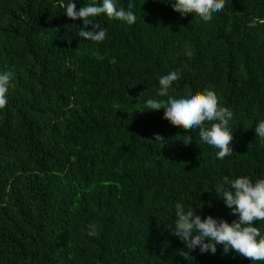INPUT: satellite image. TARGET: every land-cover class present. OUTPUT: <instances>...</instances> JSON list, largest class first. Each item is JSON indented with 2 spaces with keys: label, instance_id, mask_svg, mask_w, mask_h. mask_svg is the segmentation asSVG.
<instances>
[{
  "label": "trees",
  "instance_id": "16d2710c",
  "mask_svg": "<svg viewBox=\"0 0 264 264\" xmlns=\"http://www.w3.org/2000/svg\"><path fill=\"white\" fill-rule=\"evenodd\" d=\"M61 2L0 0V73L13 72L0 109V264H252L221 245L185 260L172 234L177 203L231 223L216 185L264 178V0H226L209 21L181 18L170 0H116L137 19L97 17L102 43L80 37ZM170 71L173 97L211 90L232 111L230 156L146 107L166 99L158 78Z\"/></svg>",
  "mask_w": 264,
  "mask_h": 264
},
{
  "label": "clouds",
  "instance_id": "9594fccd",
  "mask_svg": "<svg viewBox=\"0 0 264 264\" xmlns=\"http://www.w3.org/2000/svg\"><path fill=\"white\" fill-rule=\"evenodd\" d=\"M169 4L181 18L192 14L203 21L212 19L214 13L221 12L226 0H170ZM64 15L72 21L82 20L79 36L85 40L102 43L107 38V29L101 27L96 18L103 15L109 20H116L127 25H133L137 17L131 11L133 5L129 3L128 10L117 6L116 0H91L90 4L77 10L73 0L67 4L61 2ZM91 26V30H85ZM253 19L248 27H255ZM13 77L11 70L0 73V109L7 105V95ZM180 79L179 72L170 71L158 78V97L149 98L146 107L149 111L163 110V119L171 126L179 127L185 132H196L202 142L217 149L216 158L224 159L233 153V132L229 130V121L233 113L227 107L219 105V98L214 91L204 90L194 94H187L180 98L170 95L172 85ZM131 99V98H130ZM255 136L264 141V121L255 127ZM153 142L162 143L165 139L154 134ZM186 146L192 143V136L185 135L182 141ZM216 197L222 199L225 207L230 209L229 215L237 217L231 223L211 215L203 219L196 214L192 207L185 210L183 204L175 205V226L172 235L176 236L185 246L180 256L185 260L189 253L199 249L201 254H215L217 245L223 247V254L230 251L249 259L252 264L264 262V234L254 226L255 222H264V178L253 181L248 176L231 179L223 177L214 190ZM97 234L96 225H88V236Z\"/></svg>",
  "mask_w": 264,
  "mask_h": 264
}]
</instances>
